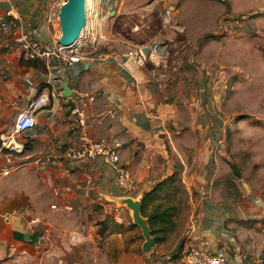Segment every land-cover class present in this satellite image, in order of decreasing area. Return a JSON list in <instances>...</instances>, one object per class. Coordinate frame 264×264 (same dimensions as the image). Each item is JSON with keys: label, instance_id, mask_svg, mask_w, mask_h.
Returning <instances> with one entry per match:
<instances>
[{"label": "rangeland", "instance_id": "obj_1", "mask_svg": "<svg viewBox=\"0 0 264 264\" xmlns=\"http://www.w3.org/2000/svg\"><path fill=\"white\" fill-rule=\"evenodd\" d=\"M102 1L90 0L87 26L75 46L69 47L71 52L90 25L96 35L94 42L78 50L86 56L89 54L85 52L94 49L125 56L154 41L165 45L162 54L140 59L142 82L127 87L129 90L120 87L121 92H126L121 108L129 113L124 117L99 85L89 86L94 79L87 83L95 93L88 124L96 136L119 143L122 163L133 177L152 188L176 174L173 197L160 192L161 197L156 199L174 206L169 226L172 229L151 232L153 246L148 252L141 247L143 235L133 234L127 240L135 243L127 264H176L181 244L186 242L198 214L201 194L197 186L207 184L209 171L203 161L208 157L214 167L212 184L208 186L211 201L238 212V216L233 213L223 222L221 231L227 236L219 239V244L233 236L229 243L233 251L238 250L243 264H263L264 0H180L165 20L155 5L158 0H113V14L99 11ZM6 53L0 46V134L11 117L9 99L3 95L8 86L6 74L1 73L2 67L13 62ZM208 70L214 72L210 86L205 80ZM206 92V103L213 101L223 125L217 127L221 135L217 149L213 155L203 157L207 144L205 148L202 143L208 129L199 124L203 119L195 98L204 97ZM153 107L156 112L151 110ZM45 199L40 207L47 211V205L55 200L51 201L49 193ZM108 210L106 204L90 203L72 211H56L64 214L52 219V227L48 224L52 230L44 236V258L31 264H61L59 259L65 262L71 257L96 264L98 261L92 259L101 255ZM135 226L131 222L128 227H138ZM201 234L198 228L192 236L198 237V242L215 243L216 238L211 242L209 236ZM161 235L165 239L156 241ZM74 236H83V241L76 243ZM129 250L130 247L127 253ZM106 255L97 264H111L109 258L114 254ZM3 261L0 264H5Z\"/></svg>", "mask_w": 264, "mask_h": 264}, {"label": "crops", "instance_id": "obj_2", "mask_svg": "<svg viewBox=\"0 0 264 264\" xmlns=\"http://www.w3.org/2000/svg\"><path fill=\"white\" fill-rule=\"evenodd\" d=\"M112 1L103 0L99 11L106 13L108 10L109 14H113ZM63 2L64 0H0V17L10 18L13 16L17 18L23 31L38 29L41 41L56 40L60 34L59 22L52 13L57 12ZM87 10H89L88 5ZM94 32L93 26L90 25L79 45L74 49L78 51L81 48L92 46L93 37L96 36ZM97 41L101 40L98 38ZM0 46L5 52H9L13 60L11 65L2 67L1 71L2 74H6L8 86L3 89V95L9 99L11 114V117H8L9 123L6 128L31 99L44 98L45 102L36 109V125L27 137V148L24 154L27 152L33 157L46 153L60 155L55 161L57 165L54 169H50L37 166L30 161L23 163L20 158L22 154L8 151L0 153V260L5 259L3 261L5 264L40 262L46 252L44 249L46 242H41L42 230L45 229L47 232L52 230L49 228L50 225V227L53 225L52 219L55 220V217H61L64 214V211L61 213H56V211L61 209L72 211L74 207L83 208L90 203H96L106 204L110 210H108L107 225L105 230H102L105 240L100 248L101 255L95 256L92 261L99 263V260H105L104 254L113 253L114 256L109 258L111 264H127L128 254L133 253L135 246L134 242L131 244L127 240L131 239L133 234L142 235V232L141 229L138 230L137 226H135L137 228L128 227L132 222L130 211L117 204V200L126 195L121 193L115 185L112 173L102 164L93 165L83 162L71 166L63 156V152L68 145L75 142L77 137V122L72 113V99L78 95L93 98L86 102L85 112L88 117L95 98V93L88 87L99 85L104 92L109 94L112 103L118 106L124 117L129 113L121 108L123 106L121 98L126 92H121L120 87L129 88L134 83L142 82L143 78L139 73L142 59L138 61L126 54L117 56L94 49L93 52H85L89 54L88 59L75 62L64 70L60 77V83L55 85V83L47 81L49 70L46 66L42 71L37 67L19 63L23 58H21V52L16 42H11L5 36H1ZM64 77L68 79V86L71 89L70 97L62 96ZM93 79L95 82L88 86L87 83ZM119 79L123 83L120 84ZM31 86L36 88V91L31 93L28 89ZM55 86L56 90L60 91V96L51 98V91L55 89ZM0 98L2 101L3 98ZM2 103L4 104V102ZM151 110L157 111L155 107ZM6 120L5 118L4 121ZM199 124L207 129L205 123ZM89 131L91 136L96 139L113 142V138L106 139L96 136L91 130V125H89ZM5 167L8 168L7 173L2 171ZM86 174L91 177L90 184L87 183ZM47 193L53 196L51 201L55 200V203L51 202L50 205H47V211H45L40 206L43 202L46 203ZM131 197L135 198V196ZM114 209H118L119 212L115 218L112 213ZM203 215L205 218L200 228L201 235L209 236L208 240L211 242L216 238L215 243H218L219 239H224L227 236L221 231L224 229V221L215 223L211 217L206 216L207 212H203ZM45 219H48V222ZM73 240L76 243L82 242L83 236L81 238L74 236ZM129 247L130 250L127 253L126 249ZM237 251L235 248L233 252L238 254Z\"/></svg>", "mask_w": 264, "mask_h": 264}, {"label": "built area", "instance_id": "obj_3", "mask_svg": "<svg viewBox=\"0 0 264 264\" xmlns=\"http://www.w3.org/2000/svg\"><path fill=\"white\" fill-rule=\"evenodd\" d=\"M6 1V0H4ZM10 1V0H9ZM180 0H158L155 5L158 7L160 16L165 20L172 14V10L177 6ZM60 7V6H59ZM58 10L53 12L54 18L58 19ZM51 20L49 19V22ZM8 38L11 42H16L21 52V58L26 61L39 60L44 63L49 70L48 82H53L55 85L61 81V75L64 70L69 68L73 63L88 59L84 53L78 52L76 49L71 52V48L63 47L58 44V38L56 40L41 41L40 31L38 29H31L29 31H23L20 27L18 19L10 16V18L0 17V37ZM74 47V46H73ZM72 47V48H73ZM165 49L163 42L154 41L146 46H139L136 50H130L127 52V56L133 57L136 60L145 59L155 54H162ZM59 63V64H58ZM57 64V66H55ZM213 71L208 70L205 80H208L210 86V80L213 77ZM226 87V85H225ZM224 87V88H225ZM52 89L51 98L60 96V91ZM32 93L36 91L33 86L28 88ZM199 96L195 98L198 106V112L200 118L203 119V123L207 125L208 134H206L205 140L202 143L204 146L206 143L207 148L203 157L213 155V152L218 147L219 135L217 127L222 128V119L216 114V106L213 101L210 100V104H207L205 99L207 98ZM208 97V96H207ZM93 100L92 97H84L82 95L76 96L72 99L73 109L72 113L75 115L77 122V137L74 143L68 145L63 152V156L67 159V162L71 166L83 162H89L93 165L98 163L106 167L114 178L115 185L119 188L122 194L126 196H136L143 194L150 190L148 184L144 182H138L133 177L130 170L122 163L119 153V143H113L106 140L96 139L91 136L89 131L88 118L86 116V102ZM44 98L36 97L31 99L23 108L16 114L9 127H7L0 134V153L8 151L11 153L22 154L21 159L24 162H34L37 166L48 167L54 169L57 165L55 161L60 155H54L52 153L41 154L38 156H30L26 150V144L28 142V135L36 125L35 113L36 109L44 103ZM208 102V101H207ZM32 157V158H31ZM204 160V168L208 169V177L206 178V185L197 186V190L201 194V201L198 203L197 212L192 227L189 229L186 242L183 243L181 248L179 260L176 264H243L238 254L233 252V245L228 242L222 244H208L206 242H198V237H193L196 230H201V225L204 222L205 216L203 212H207L206 216L212 218L215 223L222 222L232 218L235 213L238 216L236 209L222 206L212 202L208 195V186L212 184V177L214 175V167H211L210 158ZM210 163V164H209ZM4 173H7L8 168H3ZM87 183H91V177L86 174ZM114 218L118 216V209L113 210ZM195 223V224H194ZM41 242H45L44 236L47 231L42 230ZM193 235V236H192ZM232 247V248H231ZM235 249V248H234ZM61 264H91L85 259H75L71 257L69 261L62 262ZM172 263V262H170ZM169 263V264H170Z\"/></svg>", "mask_w": 264, "mask_h": 264}, {"label": "water", "instance_id": "obj_4", "mask_svg": "<svg viewBox=\"0 0 264 264\" xmlns=\"http://www.w3.org/2000/svg\"><path fill=\"white\" fill-rule=\"evenodd\" d=\"M59 29L58 44L69 48L75 46L87 24V3L86 0H64L58 10ZM62 96L70 97L71 89L68 86L67 77L63 78ZM143 194L133 198L131 196L120 197L117 200L118 206H125L129 211L132 223L137 225L142 232L144 242L142 250L148 252L153 246V237L147 219L141 215Z\"/></svg>", "mask_w": 264, "mask_h": 264}, {"label": "trees", "instance_id": "obj_5", "mask_svg": "<svg viewBox=\"0 0 264 264\" xmlns=\"http://www.w3.org/2000/svg\"><path fill=\"white\" fill-rule=\"evenodd\" d=\"M19 63L23 65H31L37 67L42 71L45 70L44 63L39 60L24 61L23 59H20ZM176 180V174L174 172L168 178L152 186L151 190L143 193V197L141 199V215L147 219L148 225L152 233H160L161 231L172 229V227L170 228L169 226H171L172 224L171 210L175 209L174 206H172L171 204L164 205L162 202H156V199L161 197V194H159L160 192H164L165 195L167 193L169 196L171 195L173 197L172 194H174L176 191L173 187L176 183ZM169 188H172L170 192H168ZM164 239L165 235H161L160 237L155 238V240L158 242H162ZM182 247L183 243L181 244V248Z\"/></svg>", "mask_w": 264, "mask_h": 264}, {"label": "bare ground", "instance_id": "obj_6", "mask_svg": "<svg viewBox=\"0 0 264 264\" xmlns=\"http://www.w3.org/2000/svg\"><path fill=\"white\" fill-rule=\"evenodd\" d=\"M86 3L89 6L90 5V0H86Z\"/></svg>", "mask_w": 264, "mask_h": 264}]
</instances>
